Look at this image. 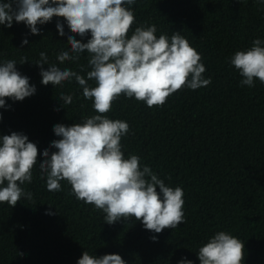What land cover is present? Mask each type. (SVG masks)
I'll list each match as a JSON object with an SVG mask.
<instances>
[{"label":"trees","instance_id":"obj_1","mask_svg":"<svg viewBox=\"0 0 264 264\" xmlns=\"http://www.w3.org/2000/svg\"><path fill=\"white\" fill-rule=\"evenodd\" d=\"M131 9L133 31L155 25L157 38L181 33L202 56L203 75L211 79L207 87L177 91L161 107L121 95L107 113L130 126L121 140L125 158L138 155L167 186L183 189L185 222L160 234L134 218L108 225L102 211L71 194L67 181H61L60 192H49L37 164L32 183L22 185L33 199L22 198L15 207L0 203V264H77L84 251L97 257L118 254L126 264H178L182 258L199 264V247L218 231L244 243L243 264H264V84L254 79L253 87L242 86L230 63L253 40H264V2L136 0ZM37 27L40 35H32L24 23L0 25V63H19L26 56L29 62L16 68L37 90L23 101L6 100L10 108H0V136L25 134L38 147L39 163L58 139L54 125L70 126L98 113L75 81L55 87L41 83L40 68L33 63L41 52L61 68L79 71L83 65L85 76L90 69L86 52L78 62L56 60L62 50H70L67 37L74 35L63 18ZM25 38L28 44L21 47ZM90 38L75 36L84 43ZM61 93L74 95L66 109Z\"/></svg>","mask_w":264,"mask_h":264},{"label":"clouds","instance_id":"obj_2","mask_svg":"<svg viewBox=\"0 0 264 264\" xmlns=\"http://www.w3.org/2000/svg\"><path fill=\"white\" fill-rule=\"evenodd\" d=\"M136 0H6L0 3V25L7 28L24 23L32 35H40L37 25H44L53 17L63 18L70 32L69 51H61L56 60L78 62L81 54H88L85 75L50 63L46 52L33 62L40 68L41 83L62 86L75 81L83 90V97L91 100L98 114L86 117L70 126L56 124L53 132L58 139L42 152L23 133L12 132L0 136V203L15 207L22 198L31 201L33 194L22 187L33 181V169L39 165L40 179H46L49 192H60L61 181H67L77 200L102 211L105 223L139 221L150 232L160 234L176 229L185 222L184 191L167 186L163 179L138 155L125 158L122 137L130 131L126 121L108 118L107 113L121 95L144 102L149 108L161 107L167 99L184 88L197 90L211 84L205 78L202 56L179 32L157 38L155 25H140L132 30L135 14L131 6ZM264 2V0H261ZM65 36L61 23L56 25ZM131 35L129 36V33ZM90 34L86 43L75 39ZM28 44L25 38L21 47ZM21 57L0 63V108L6 100L23 101L36 93L29 78L16 68L28 63ZM231 65L242 77L241 85L253 87L254 79L264 84V40L255 39L252 46L237 51L230 58ZM44 65H48L45 70ZM94 81V86L89 84ZM59 99L66 109L73 104L74 95L61 93ZM57 111L59 109H56ZM0 114V120H2ZM159 189V191H157ZM50 207V206H49ZM51 208V207H50ZM46 215L56 213L46 212ZM153 242L157 237L152 236ZM245 245L227 231H218L198 249L199 264H243ZM23 255L22 253L20 254ZM77 264H126L118 254L100 257L82 253ZM178 264H192L182 258Z\"/></svg>","mask_w":264,"mask_h":264}]
</instances>
